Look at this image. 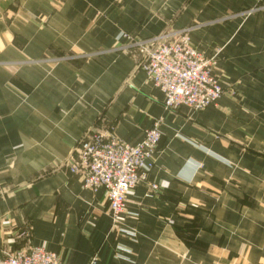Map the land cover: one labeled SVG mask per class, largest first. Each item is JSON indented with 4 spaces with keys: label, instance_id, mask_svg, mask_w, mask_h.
Here are the masks:
<instances>
[{
    "label": "crops",
    "instance_id": "crops-1",
    "mask_svg": "<svg viewBox=\"0 0 264 264\" xmlns=\"http://www.w3.org/2000/svg\"><path fill=\"white\" fill-rule=\"evenodd\" d=\"M168 32L213 59L216 106L166 110L139 69L138 44ZM262 100L264 0H0V258L264 264ZM157 121L114 224L68 162L90 132L136 145Z\"/></svg>",
    "mask_w": 264,
    "mask_h": 264
},
{
    "label": "built area",
    "instance_id": "built-area-1",
    "mask_svg": "<svg viewBox=\"0 0 264 264\" xmlns=\"http://www.w3.org/2000/svg\"><path fill=\"white\" fill-rule=\"evenodd\" d=\"M138 45L142 54L139 69L162 92L166 110L189 107L203 111L218 104L224 89L214 74V61L194 48L186 34L163 33ZM160 140L159 121L136 145L90 132L78 143L68 168L81 176L85 188L105 190L117 224L126 210L128 194L147 181ZM0 264L64 263L58 254L33 247L4 255ZM88 264L101 263L95 255Z\"/></svg>",
    "mask_w": 264,
    "mask_h": 264
},
{
    "label": "rangeland",
    "instance_id": "rangeland-1",
    "mask_svg": "<svg viewBox=\"0 0 264 264\" xmlns=\"http://www.w3.org/2000/svg\"><path fill=\"white\" fill-rule=\"evenodd\" d=\"M262 102H263L262 105L264 106V100H262ZM263 122H264V120H263Z\"/></svg>",
    "mask_w": 264,
    "mask_h": 264
}]
</instances>
